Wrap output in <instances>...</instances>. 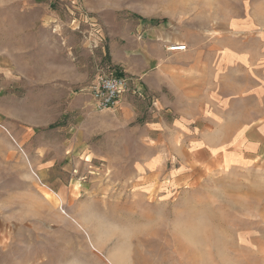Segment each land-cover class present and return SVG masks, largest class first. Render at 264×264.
Segmentation results:
<instances>
[{
	"label": "rangeland",
	"instance_id": "rangeland-1",
	"mask_svg": "<svg viewBox=\"0 0 264 264\" xmlns=\"http://www.w3.org/2000/svg\"><path fill=\"white\" fill-rule=\"evenodd\" d=\"M230 48L264 69V0H0V264H264V156L177 182L192 85L153 69ZM101 72L132 78L118 108L91 103Z\"/></svg>",
	"mask_w": 264,
	"mask_h": 264
},
{
	"label": "crops",
	"instance_id": "crops-1",
	"mask_svg": "<svg viewBox=\"0 0 264 264\" xmlns=\"http://www.w3.org/2000/svg\"><path fill=\"white\" fill-rule=\"evenodd\" d=\"M157 52L153 69H158L163 85H192L191 89L181 92L180 99L197 110L186 121L190 126H195L186 134L189 145L183 144L178 148L180 167L176 172L177 182L189 176L188 169L195 162L201 161L205 167L220 164L235 167L250 164L264 156V112L260 111L257 119L248 122L243 117L227 130L223 126L221 128L220 121L221 111L229 108L233 102L253 98L259 103L258 107L264 109V69L256 67L255 57L230 48L221 58L223 69L215 72L213 58L208 62L198 54L193 56L189 53L194 61L188 67L168 70L166 52L163 49H157ZM216 76L218 80H215Z\"/></svg>",
	"mask_w": 264,
	"mask_h": 264
},
{
	"label": "built area",
	"instance_id": "built-area-1",
	"mask_svg": "<svg viewBox=\"0 0 264 264\" xmlns=\"http://www.w3.org/2000/svg\"><path fill=\"white\" fill-rule=\"evenodd\" d=\"M170 48L172 51L186 50L184 44ZM132 84V78L127 75L107 72L99 73L88 89L93 107L99 111L118 108L123 96L131 90Z\"/></svg>",
	"mask_w": 264,
	"mask_h": 264
},
{
	"label": "bare ground",
	"instance_id": "bare-ground-1",
	"mask_svg": "<svg viewBox=\"0 0 264 264\" xmlns=\"http://www.w3.org/2000/svg\"><path fill=\"white\" fill-rule=\"evenodd\" d=\"M176 46H179V45H176ZM175 48H180V47H175ZM171 49V48H170Z\"/></svg>",
	"mask_w": 264,
	"mask_h": 264
}]
</instances>
